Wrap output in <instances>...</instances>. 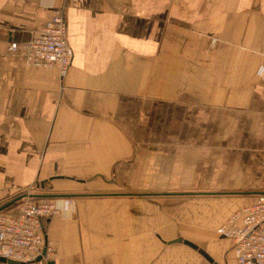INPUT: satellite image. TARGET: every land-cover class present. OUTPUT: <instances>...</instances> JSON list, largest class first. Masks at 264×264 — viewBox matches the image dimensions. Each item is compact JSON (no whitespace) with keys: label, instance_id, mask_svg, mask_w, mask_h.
Returning <instances> with one entry per match:
<instances>
[{"label":"crops","instance_id":"0c3cea01","mask_svg":"<svg viewBox=\"0 0 264 264\" xmlns=\"http://www.w3.org/2000/svg\"><path fill=\"white\" fill-rule=\"evenodd\" d=\"M56 10L64 76L10 49ZM263 61L264 0H0V207L56 201L53 264H237L218 228L264 192Z\"/></svg>","mask_w":264,"mask_h":264},{"label":"built area","instance_id":"2783aa9c","mask_svg":"<svg viewBox=\"0 0 264 264\" xmlns=\"http://www.w3.org/2000/svg\"><path fill=\"white\" fill-rule=\"evenodd\" d=\"M10 49L22 53L30 64L57 66L61 75H66L74 51L68 40L64 12L56 10L36 35L12 41ZM259 75L264 81V61ZM35 188L37 185L25 190L19 203L0 209V257L46 264L53 259L54 247L46 234V219L57 215L59 208L52 197L34 194ZM218 232L234 239L237 264H264V192L231 214Z\"/></svg>","mask_w":264,"mask_h":264},{"label":"water","instance_id":"95a60500","mask_svg":"<svg viewBox=\"0 0 264 264\" xmlns=\"http://www.w3.org/2000/svg\"><path fill=\"white\" fill-rule=\"evenodd\" d=\"M1 208H2V207H0V209H1ZM44 252H45V250H44ZM0 259H1V260H4V261H8V262H10V263H15V264L20 263L19 261L12 260V259H7V258H5V257H0ZM38 259H41V256L38 257ZM53 262H54L53 260H50L48 264H53Z\"/></svg>","mask_w":264,"mask_h":264}]
</instances>
